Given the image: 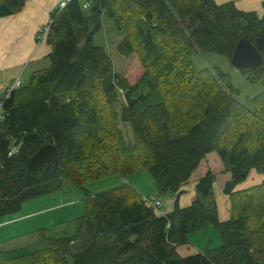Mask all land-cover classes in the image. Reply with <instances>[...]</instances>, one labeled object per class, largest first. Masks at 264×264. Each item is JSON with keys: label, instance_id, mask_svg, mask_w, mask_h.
Masks as SVG:
<instances>
[{"label": "trees", "instance_id": "16d2710c", "mask_svg": "<svg viewBox=\"0 0 264 264\" xmlns=\"http://www.w3.org/2000/svg\"><path fill=\"white\" fill-rule=\"evenodd\" d=\"M26 1L0 0V17L21 11ZM89 2L85 8L82 0H70L52 11L50 65L9 96L0 95V219L71 188L84 190V213L71 221L70 234L42 232L34 244L0 250V264H264V51L256 69H241L262 86L245 102L230 73L198 69L192 61L199 51L230 59L242 38L254 43L264 37V17L232 1ZM104 13L122 36L117 50L127 57L124 75L94 42ZM31 132L39 134V146H56L58 166L30 171L10 154L14 141ZM211 152L232 175L223 188L231 204L224 221L212 170L197 181L189 205L179 202L181 187ZM252 169L263 180L237 189ZM144 172L159 196L178 194L170 211H155L132 185L96 194L85 187L109 175ZM211 226L220 246L179 254L191 233Z\"/></svg>", "mask_w": 264, "mask_h": 264}, {"label": "crops", "instance_id": "0c3cea01", "mask_svg": "<svg viewBox=\"0 0 264 264\" xmlns=\"http://www.w3.org/2000/svg\"><path fill=\"white\" fill-rule=\"evenodd\" d=\"M82 1L84 2L83 6L85 3H90L89 0ZM215 1L217 3L232 1L238 9L243 11H253L260 17H264V0ZM60 2L61 0H27L21 11L10 16L0 17V95H3L6 89L10 87L16 79L21 78L22 83L25 84L30 80L34 71L50 65L48 55L51 53L52 47L47 42V35H41V29L50 22L51 13L58 7ZM208 170H212L216 174L213 191H216L218 196V199L215 197V200L217 202L219 218L223 221L227 220L230 217L231 205L229 196L223 192V188L226 182L231 179L232 175L231 172L225 170L224 163L221 161L216 152L208 153L205 159L201 162L199 168L193 173L189 182L181 187L182 194L179 198V202L182 206H187L192 202V199L196 195L197 181L200 177L205 175ZM242 184L238 185L237 188H242ZM126 185L131 184L126 183ZM177 195V193H168L165 195L166 197H164L157 194V198L162 201V205L158 213L163 214L170 211L175 205ZM39 200L40 198L28 201L23 205L21 211L17 215L8 216L9 218L5 217L3 220L0 219L2 220L0 222V224H2L0 225V229L3 230L1 232V236L7 239L17 237L12 236V234L17 235V233H20L18 232V229H21L20 231H22L23 222H27L31 218L36 217L33 216V214L39 211H30L25 213L27 211L25 207L26 204L28 203L27 205L30 208L32 204L38 202ZM165 202L166 206L164 204ZM74 205L75 208L73 210L75 211L70 214L71 217L78 215L81 211L80 209H77L80 207L79 204ZM48 207L49 206L45 209L50 208ZM49 221V225L52 226L57 223L55 218ZM38 225H42V223H39ZM205 229L193 232V235L196 236ZM189 240L190 242H193L192 239ZM200 243V245H204V242L201 241ZM180 248H182V246L177 247L178 252ZM204 249H197L192 254Z\"/></svg>", "mask_w": 264, "mask_h": 264}, {"label": "rangeland", "instance_id": "374dc122", "mask_svg": "<svg viewBox=\"0 0 264 264\" xmlns=\"http://www.w3.org/2000/svg\"><path fill=\"white\" fill-rule=\"evenodd\" d=\"M121 38L122 36L118 32L113 18L104 13L101 17V28L95 34L94 42L105 47L114 61L117 73L124 75L127 72L126 65L128 63L127 57L120 54L117 50V42H119ZM192 61L193 65L198 69H214L219 67L223 71L230 73L233 85L240 90V94L237 97L243 102H245L248 97H253L262 90L261 84L249 82L241 69L234 67L230 59L224 54L213 51H199L193 56ZM121 100L122 92L119 90L117 97V107L122 104ZM121 127L126 135L129 136L130 129L128 125L121 124ZM261 177H263L261 173H258L256 169H252L249 179L241 185L242 188L240 189H245L255 185L256 183H260L263 180ZM126 183L136 187L144 197L156 196L158 194L156 191L155 181L149 172L133 175L128 178L113 174L98 180L90 181L85 185V187L89 189L91 193L96 194L126 185ZM214 195V197L218 199L216 191L214 192ZM163 196L166 197L165 195ZM84 198L85 192L83 189L71 188L46 195L40 198L38 202L32 204L30 208L27 203L25 206L27 211L25 213L39 210L37 213L33 214V216L36 217L31 218L27 222H23L22 231H20L21 229H18V232L20 233H17V235L12 234V236H17L13 237L12 239H7L1 236V232L3 230L0 229V250H7L25 244H34L39 239L42 232H45L47 235L54 234L59 236L72 233L74 228L71 229V223H73L71 221H74L76 217H79L84 213ZM74 204H79L80 207L77 209H80L81 211L78 215L71 217L70 214L75 211L73 210L75 208ZM164 204L166 206V202ZM47 206L50 208L48 207L49 209H45ZM53 218L57 220V223H55V226L52 227V225H49V220H53ZM2 220H0V222ZM59 222L63 223L60 224ZM39 223H42V225H38ZM191 234L193 235V233ZM191 234L189 235V239H192L193 242H189L190 244L180 245L182 248H180L179 252L183 256L191 255L197 249H206L207 246V248H216L221 245L219 231L214 226L206 228L196 236H192ZM201 241L204 242V245H200Z\"/></svg>", "mask_w": 264, "mask_h": 264}, {"label": "water", "instance_id": "95a60500", "mask_svg": "<svg viewBox=\"0 0 264 264\" xmlns=\"http://www.w3.org/2000/svg\"><path fill=\"white\" fill-rule=\"evenodd\" d=\"M264 51V37H257L255 42L242 38L235 46L230 58L237 69H256L262 62ZM40 136L37 132L24 135L16 139L17 155L23 159L30 171H41L45 166L59 165L58 151L54 144L40 145Z\"/></svg>", "mask_w": 264, "mask_h": 264}, {"label": "built area", "instance_id": "2783aa9c", "mask_svg": "<svg viewBox=\"0 0 264 264\" xmlns=\"http://www.w3.org/2000/svg\"><path fill=\"white\" fill-rule=\"evenodd\" d=\"M70 0H61V2L59 3L58 7L59 8H63L65 7L68 2ZM89 6V3H85L84 4V7L87 8ZM49 31V23L47 25H45L42 29H41V35L45 36L47 35ZM22 85V80L21 78H18L16 79V81L6 89L5 93H4V96H9L10 95V92L18 87H20ZM3 107H2V102H0V119H2L3 114ZM18 151V146H15L13 145L11 151H10V154H14V153H17ZM145 201H147L151 206H153L155 208V211L159 212L160 211V207L162 205V202L160 199H158L157 197L155 196H147V197H144Z\"/></svg>", "mask_w": 264, "mask_h": 264}]
</instances>
